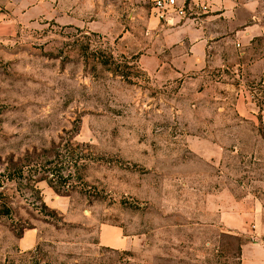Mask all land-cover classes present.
<instances>
[{
  "label": "rangeland",
  "instance_id": "obj_1",
  "mask_svg": "<svg viewBox=\"0 0 264 264\" xmlns=\"http://www.w3.org/2000/svg\"><path fill=\"white\" fill-rule=\"evenodd\" d=\"M46 1L0 44V264L264 259V84L238 110L232 74L149 76L172 29L143 0Z\"/></svg>",
  "mask_w": 264,
  "mask_h": 264
},
{
  "label": "crops",
  "instance_id": "obj_2",
  "mask_svg": "<svg viewBox=\"0 0 264 264\" xmlns=\"http://www.w3.org/2000/svg\"><path fill=\"white\" fill-rule=\"evenodd\" d=\"M45 4L46 0H0V44L17 38L26 23L40 17L39 10ZM204 5L207 13L197 15L195 23L162 30L161 68L153 71L146 67V73L161 79L190 77L200 86L199 91L212 83L215 74H232L242 83L237 101L241 110L244 97L252 93L250 84H264V0H206ZM198 148L196 144V154H203ZM204 152L219 156L224 149L209 147ZM220 220L228 228L229 217L221 215ZM258 233L264 239V227ZM35 239L32 231L25 234L21 248H31ZM99 240L102 246L116 250L132 245L121 226L102 225ZM243 259L246 264H264L262 255L255 260Z\"/></svg>",
  "mask_w": 264,
  "mask_h": 264
},
{
  "label": "built area",
  "instance_id": "obj_3",
  "mask_svg": "<svg viewBox=\"0 0 264 264\" xmlns=\"http://www.w3.org/2000/svg\"><path fill=\"white\" fill-rule=\"evenodd\" d=\"M152 16L163 26L174 29L187 23H195L197 15L207 13L206 0H143ZM200 12L201 14H199Z\"/></svg>",
  "mask_w": 264,
  "mask_h": 264
},
{
  "label": "trees",
  "instance_id": "obj_4",
  "mask_svg": "<svg viewBox=\"0 0 264 264\" xmlns=\"http://www.w3.org/2000/svg\"><path fill=\"white\" fill-rule=\"evenodd\" d=\"M121 77H123L124 79H125V77L123 76V75H121ZM51 187H52V185H50ZM53 188V187H52ZM6 214H9V212L8 213H6Z\"/></svg>",
  "mask_w": 264,
  "mask_h": 264
}]
</instances>
